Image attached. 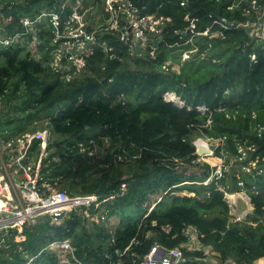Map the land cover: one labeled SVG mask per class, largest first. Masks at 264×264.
Instances as JSON below:
<instances>
[{"label":"trees","instance_id":"trees-1","mask_svg":"<svg viewBox=\"0 0 264 264\" xmlns=\"http://www.w3.org/2000/svg\"><path fill=\"white\" fill-rule=\"evenodd\" d=\"M133 1L148 13L171 17L157 40L155 57L131 52L117 31L98 34L100 42L85 69L70 80L48 62L49 31L43 34L41 58L24 54L22 43L0 44V100L19 101L22 114L1 109L0 123L20 135L44 127L58 136L44 149L42 140L33 138L24 158L41 163L39 190L44 195L51 188L97 194L100 204L90 209L104 216L92 221L81 208L60 223L45 215L33 224L9 227L0 232V264H109L106 254L115 257L116 249H126L135 239L138 244L122 264H142L155 243L182 247V264H208L203 250L183 246L187 226L197 228L201 243L211 245L222 262L255 264L264 257V42L254 28L213 24L221 17L255 20L253 0ZM64 2L0 0V11L3 19L13 17L9 32H15L23 28V15L33 17L46 8L61 12ZM187 14L196 19L197 30L211 31L180 37L178 32L190 25ZM104 40L112 51L100 45ZM195 47L182 62L183 51ZM174 51L179 55L172 57ZM166 61L180 63V71L162 69ZM166 92L181 102L167 99ZM42 115L46 124L38 122ZM198 136L224 138L215 154L227 161L239 156L240 145L253 147L243 162L256 160L257 168L240 172L242 162L236 160L238 168L204 183L215 167L197 161ZM193 163L207 169L189 172L186 167ZM239 177L254 206L242 221L233 219L219 187L229 184L232 192L238 191ZM252 185L259 191L252 192ZM64 240L74 248L65 260L49 248Z\"/></svg>","mask_w":264,"mask_h":264},{"label":"built area","instance_id":"built-area-1","mask_svg":"<svg viewBox=\"0 0 264 264\" xmlns=\"http://www.w3.org/2000/svg\"><path fill=\"white\" fill-rule=\"evenodd\" d=\"M185 4V1L181 2ZM95 4H100L101 8H95ZM253 7L257 9V18L245 22L229 21L226 17L214 18L213 24L222 25L223 28H254L255 34L258 39L264 42V4L258 3L253 0ZM65 8L66 12H65ZM3 17V11H0V25L2 26L3 33L0 34V44L9 46L22 43L20 40L30 42L33 38V33L37 29L35 36L37 47L33 46L25 50L24 54L31 52L38 58H41L43 45V34L49 31L51 49L49 51L50 59L48 62L52 65L54 70H61L68 79H72L75 75L79 74L85 69L87 64V57L95 52L100 39L98 34L107 33L110 31L119 32V40L122 41L128 49L134 54L149 55L155 57L157 55V40L162 39L163 28L171 21V17L158 15L156 13L146 12V6L136 4L133 0H65L61 12L53 8H46L39 14L32 16L23 15L20 22L23 28L15 32H9L12 16ZM186 18L190 21L184 30L179 31L180 37H186L197 34H208L211 27L204 31L197 30V22L194 17L189 14ZM11 27V26H10ZM8 32V33H7ZM188 41V40H187ZM100 45L106 52L112 51L113 46L109 45L107 41H102ZM25 47V45L23 44ZM46 48V47H45ZM42 49V50H41ZM197 47L192 50H185L181 55V61L191 57ZM116 56L113 52L111 57ZM255 59V55H252ZM180 65L178 62L166 61L162 69L168 71L174 68L173 65ZM180 71V69L178 70ZM165 97L169 100L181 102L175 93L166 92ZM50 129L33 132L32 134L23 135L22 142L19 144L21 149L17 150L18 155L16 161L19 165L17 167L18 174L15 175L14 171L9 169L13 167L7 155L3 159L0 158V232L12 226H22L25 224H33L41 217L49 215L51 222L60 223L62 220L73 212L83 209V214L95 222H100L104 216L100 217L94 215L91 207L94 205L98 207L100 204V197L97 194H71L67 190L59 188H51L50 193L44 195L38 188V181L40 176L41 163L33 160L25 162V157L33 138L37 137L42 140L41 147L43 149L47 146L43 145L45 140L50 138ZM201 138L195 141L196 150L198 153L197 161L205 155H212L214 149L210 144L205 141L201 143ZM208 140L212 141L215 149L224 145V138H216ZM209 150V152L200 153L198 148ZM247 149H254L253 147L246 148L240 145L238 148V157L234 161H240V172L247 174L252 173L257 168V161L249 159V151ZM15 152L13 151V154ZM226 160V156H223ZM231 160V158L229 159ZM224 161L213 169L210 177L211 180H219L224 176V172L228 171ZM260 168L257 172H261ZM208 178L205 183L209 182ZM244 178L239 177L238 186L241 191L246 192V197L251 201V197L246 191ZM49 187V184H47ZM225 191L226 198L231 206L234 208L236 203L233 198L232 191L229 189L230 185H219ZM251 191L258 192L256 185L251 186ZM236 220H241V215H237ZM187 235L188 241L199 238L197 228L187 226L184 230ZM138 240H133L131 244L124 250H115V257L112 254H106L109 264H122V258L127 251L134 245L138 244ZM60 247L63 246L69 251H74L71 243L68 240L55 241L49 245ZM185 246V244L183 245ZM186 258L183 255L182 247L176 246L173 248L165 247L159 243H155L150 251L143 256L142 264H182ZM24 264H31L28 261Z\"/></svg>","mask_w":264,"mask_h":264},{"label":"rangeland","instance_id":"rangeland-1","mask_svg":"<svg viewBox=\"0 0 264 264\" xmlns=\"http://www.w3.org/2000/svg\"><path fill=\"white\" fill-rule=\"evenodd\" d=\"M95 8L96 9H100L101 8V5L100 4H95ZM39 29H37L36 31H34V33H33V38L30 40V42H27V41H23V40H20V42H22V45L24 44L25 45V47H24V49L25 50H28V49H30L32 46L34 47V48H36L37 47V42H36V39H35V36L37 35V31H38ZM0 34H6V33H3V29H2V26L0 25ZM259 43V42H258ZM178 53V55H179V52L178 51H174V52H172V54H171V56L172 55H177V53ZM173 57V56H172ZM171 60H173V58H171ZM180 64V63H179ZM174 66V68H172V69H174V70H176V71H178L179 69H180V67H181V65H177V64H175V65H173ZM7 102V103H6ZM6 102H3L2 100H0V110L1 109H3V110H5V109H11L12 111H11V114H15V115H18V116H21L22 114H21V111H19V110H17V104H18V102L19 101H17V100H13L12 102H10V101H6ZM8 105V107H7V105ZM2 110V111H3ZM2 111H0V116H1V114H2ZM14 112V113H13ZM44 115H42L41 117L42 118H40L39 120H38V122L39 123H41V124H46V120L44 119V117H43ZM22 119H24V115H23V118ZM26 119H24V121H25ZM0 121H1V117H0ZM15 124H17V122L15 123ZM14 129H16L15 127H14ZM45 128L44 127H40V128H38V129H36V130H34L33 132H38V131H42V130H44ZM15 131V130H14ZM33 132H29V131H27L26 133H24L23 135H28V134H32ZM21 133H18V134H16L15 132H13L12 133V129L11 128H8V127H6V126H4L3 125V123H0V158L1 157H3V159L5 158V160H7L6 159V155L9 157L10 156V158H9V160H10V162H12V165H13V167L11 168V169H9L11 172H13L14 171V173H15V175L16 174H18V171H17V167H19V165H18V163H17V161H16V157H17V155H18V151L17 150H19V149H21V146H19V144L22 142V138L20 139V137H22L23 135H20ZM6 135H8V137L7 138H5V136ZM58 138V136H56V135H52V136H50V138H48L47 140H45V142H44V144L43 145H46L47 144V142H52V141H54V140H56ZM198 138H201L203 141H206V142H208L209 144H210V146H211V148L212 149H214V153L212 154V155H205L204 157H203V159L201 158V162H208V163H210V165L212 166V167H216L219 163H220V161H224V163H225V165H226V167H229V169L231 168V167H236V168H238V165L235 163V161H234V158H231V160L230 161H225V158H221V157H218L216 154H215V145H212V141H210V140H208V138H206V137H202V136H198V137H196L195 139H194V142L195 141H197L198 140ZM13 151L14 152H16V153H14L13 154ZM199 162V161H198ZM200 165H197V164H195V163H193L192 165H188L187 167H186V169L189 171V172H196L197 174H202L207 168H205V165H202V163H199ZM229 171V170H228ZM212 173H213V170L211 171V173H210V175L208 176V178L210 179V177H211V175H212ZM207 178V179H208ZM206 179V180H207ZM205 180V181H206ZM210 181H211V179H210ZM209 181V182H210ZM209 182H207V183H209ZM205 183V182H204ZM153 196L151 197V199L153 200ZM150 199V200H151ZM152 204H154V203H152ZM249 208H250V206H248ZM254 207V206H253ZM244 208H246V205L244 204V206L243 207H240V209L239 210H232V212H233V219H235V218H237V215L238 214H240L241 213V211H242V209H244ZM249 208L245 211V213H247V211L249 210ZM252 212V211H251ZM250 212V213H251ZM250 213H247V214H245L244 215V219H247V215L248 214H250ZM115 220H111V222H114ZM89 223V226L91 227V229H92V223L90 222V221H88ZM0 236H1V234H0ZM0 238H2L0 241L3 243V237H0ZM53 242H55V241H53ZM53 242H51V243H53ZM50 243V244H51ZM49 244V245H50ZM205 245L203 244V243H201V241L200 240H197L196 241V243H194V246L193 247H196L195 249H201V250H203L207 255V262L209 263V264H230V263H228V262H222L221 260H220V257H219V253L218 252H216V251H214V249H213V247L212 246H209V245H207L206 247H204ZM49 248H54V246H50ZM63 249V250H62ZM54 250H56L58 253H59V255L60 256H62L63 257V260H65L66 259V253H68V249H66L65 247H63V246H60V247H56V248H54ZM64 253V254H63ZM62 254V255H61ZM231 264H233V261L231 262Z\"/></svg>","mask_w":264,"mask_h":264},{"label":"crops","instance_id":"crops-1","mask_svg":"<svg viewBox=\"0 0 264 264\" xmlns=\"http://www.w3.org/2000/svg\"><path fill=\"white\" fill-rule=\"evenodd\" d=\"M233 194V198L235 199L236 203L234 205V208H232V210H239L240 207H243L244 204L246 205V208L242 209L241 213L239 215H241L242 219L239 220V221H242V220H245L244 219V215L247 214V213H250L251 211L254 210V207H253V204L251 203V201L246 197V192L245 191H241V190H238V191H235V192H232ZM250 206V208L248 207ZM249 208V210L247 211V213H245V211ZM233 213V212H232ZM252 213V212H251ZM236 220V219H235ZM199 240V238L197 239H193L191 241H188L185 242V247L187 248H190V249H195L196 247H193L194 246V243H196V241ZM207 245H205L204 247H206ZM211 246V245H209ZM207 255V254H206ZM205 261L207 262V258H205ZM224 262H228L231 264L232 262V259H228V260H225ZM208 263V262H207ZM209 264V263H208ZM234 264V263H233ZM255 264H264V257L262 258H259L257 261H255Z\"/></svg>","mask_w":264,"mask_h":264},{"label":"water","instance_id":"water-1","mask_svg":"<svg viewBox=\"0 0 264 264\" xmlns=\"http://www.w3.org/2000/svg\"><path fill=\"white\" fill-rule=\"evenodd\" d=\"M198 151L200 152V153H205V152H209V150H207V149H203V148H198Z\"/></svg>","mask_w":264,"mask_h":264},{"label":"bare ground","instance_id":"bare-ground-1","mask_svg":"<svg viewBox=\"0 0 264 264\" xmlns=\"http://www.w3.org/2000/svg\"><path fill=\"white\" fill-rule=\"evenodd\" d=\"M200 142H201V143H205V141H203V140H200Z\"/></svg>","mask_w":264,"mask_h":264},{"label":"clouds","instance_id":"clouds-1","mask_svg":"<svg viewBox=\"0 0 264 264\" xmlns=\"http://www.w3.org/2000/svg\"><path fill=\"white\" fill-rule=\"evenodd\" d=\"M225 196H226V193H225ZM227 199V198H226ZM231 211H232V209H231Z\"/></svg>","mask_w":264,"mask_h":264}]
</instances>
